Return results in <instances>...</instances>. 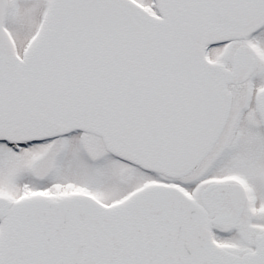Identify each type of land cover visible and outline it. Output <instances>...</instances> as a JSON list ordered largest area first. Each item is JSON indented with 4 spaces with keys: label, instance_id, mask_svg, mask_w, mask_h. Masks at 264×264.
<instances>
[{
    "label": "snow or ice",
    "instance_id": "obj_1",
    "mask_svg": "<svg viewBox=\"0 0 264 264\" xmlns=\"http://www.w3.org/2000/svg\"><path fill=\"white\" fill-rule=\"evenodd\" d=\"M0 264H264V0H0Z\"/></svg>",
    "mask_w": 264,
    "mask_h": 264
}]
</instances>
